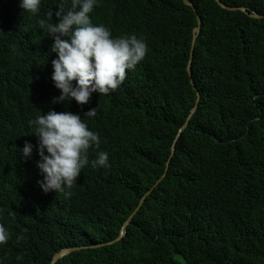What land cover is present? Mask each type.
Wrapping results in <instances>:
<instances>
[{"label": "trees", "instance_id": "trees-1", "mask_svg": "<svg viewBox=\"0 0 264 264\" xmlns=\"http://www.w3.org/2000/svg\"><path fill=\"white\" fill-rule=\"evenodd\" d=\"M190 1L197 12L183 0H100L92 23L110 26L114 37L142 36L147 53L116 91L93 93L81 106L52 103L60 95L52 80L56 53L37 21L58 0H41L37 15L24 13L19 0H0V183L25 167L26 141L34 160L15 183L32 175L40 156L28 122L49 110L77 113L106 138L103 150L88 149L90 162L100 151L114 158L106 171L89 163L73 196L59 198L80 228L51 248H32L33 264H51L68 246L88 247L57 264H264V18L249 15H264V0H220L247 12ZM197 16L192 78L198 90L202 84V105L171 159L196 97L187 67ZM91 108L95 116H83ZM152 188L121 240L91 247L120 235ZM10 223L17 240L21 222ZM17 262L11 251L0 264Z\"/></svg>", "mask_w": 264, "mask_h": 264}, {"label": "clouds", "instance_id": "clouds-1", "mask_svg": "<svg viewBox=\"0 0 264 264\" xmlns=\"http://www.w3.org/2000/svg\"><path fill=\"white\" fill-rule=\"evenodd\" d=\"M99 3L100 0H58L55 10L51 9L53 12H48L37 21L38 27L53 38L51 51L56 53V58L51 61L52 80L60 90V95L52 98L53 104L65 101L70 103L74 99L83 106L89 102L93 93L101 95L116 91L126 77V70L134 69L146 56L147 44L142 36L131 34L114 37L112 35L117 33L110 26L92 23L89 14ZM40 6L41 0H19V7L30 15H37ZM53 16L55 22H52ZM26 21L28 25L35 26L29 20ZM193 56L194 50H191L188 64L191 70H187L191 80ZM193 88L196 97L186 120L193 119L198 110L197 87ZM95 114V108H91L83 116L94 117ZM28 123L34 129L31 133L38 138L40 160L37 161L38 168L32 167V175L15 183L17 176L25 173L30 166L27 164L34 160L29 157L33 145L26 141L20 150L25 167L16 169L13 181L0 183V263L1 260L6 262L10 252L14 251L18 258L17 264H33L30 254L32 248H51L63 234L79 229L77 213L64 209L59 198L73 196L82 178L80 175L86 172L89 163L93 168L106 171L114 160L111 161L108 151H100L95 159L89 161L90 151L94 148L103 150L106 138L101 139L100 134L89 130L77 113L49 110L37 114ZM184 124L178 127L177 134ZM175 153L172 147L171 159ZM168 164L164 174H168ZM153 188L142 198L136 208L137 212ZM10 221L21 222L20 237H17L19 241L10 235ZM123 236L119 238L118 235L113 240L91 247L114 243ZM87 247H64L55 253L51 264H54L56 255L63 254L61 260L72 251Z\"/></svg>", "mask_w": 264, "mask_h": 264}, {"label": "water", "instance_id": "water-1", "mask_svg": "<svg viewBox=\"0 0 264 264\" xmlns=\"http://www.w3.org/2000/svg\"><path fill=\"white\" fill-rule=\"evenodd\" d=\"M220 6H222L224 9H226L227 11H242V12H247L245 8H235V7H228L224 4L221 3L220 0H216ZM184 4L191 7L195 12H197L195 6H193V4L191 3L190 0H183ZM249 15L253 18H257V19H262L264 18V15H258L256 13L254 14H251L249 13ZM197 19H198V26L194 29V39H193V42H192V52L194 50V47H195V41H196V37L199 35V31H200V26H201V18L199 16H197ZM187 70L190 72V66L187 67ZM191 83L193 85V87L195 86L194 85V81L191 80ZM196 91L198 92V90L196 89ZM188 127L187 123H185L183 125V127L180 129V132H178L177 134V138H176V141H175V144L173 146V153H175V150H176V144H177V141L179 139V137L181 136V133ZM170 166V163L168 164V168ZM168 170V169H167ZM167 175V172L157 181V183L159 184ZM137 212V210L133 213V215H130V217L126 220V222L124 223V227H123V230H122V233L121 235H119V238L122 237V235H124V232H125V228L126 226L128 225V223L130 222V220H132L133 216L135 215V213ZM118 238V239H119ZM63 256V254H60V255H56L55 258H54V264L60 260V258Z\"/></svg>", "mask_w": 264, "mask_h": 264}, {"label": "bare ground", "instance_id": "bare-ground-1", "mask_svg": "<svg viewBox=\"0 0 264 264\" xmlns=\"http://www.w3.org/2000/svg\"><path fill=\"white\" fill-rule=\"evenodd\" d=\"M34 28V27H33ZM190 70H191V67H190ZM158 78H159V76H157V77H155V81L157 82V80H158ZM125 83V82H124ZM165 84V83H164ZM199 88H200V90L197 92V94H198V101H197V104H198V110L200 109V106L202 105L201 103H202V97H203V92H202V84L200 83L199 84ZM153 95V94H152ZM189 122H190V120H187L186 121V123H187V125L189 124ZM188 128V127H187ZM176 141V140H175ZM175 143V142H174Z\"/></svg>", "mask_w": 264, "mask_h": 264}]
</instances>
